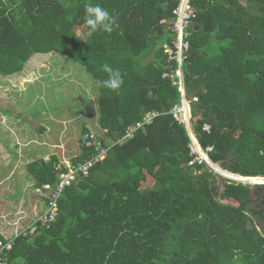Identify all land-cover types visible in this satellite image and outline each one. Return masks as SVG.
Here are the masks:
<instances>
[{"label": "trees", "instance_id": "trees-1", "mask_svg": "<svg viewBox=\"0 0 264 264\" xmlns=\"http://www.w3.org/2000/svg\"><path fill=\"white\" fill-rule=\"evenodd\" d=\"M89 2L109 10L117 26L85 43L76 27L85 31ZM189 5L194 16L182 73L187 99L197 97L190 101L191 130L202 148L212 146L208 156L222 170L262 177L264 0ZM177 6L178 0H0L1 74L20 72L35 54L53 62L59 53L97 85L107 79L104 64L123 78L117 91L97 86V124L84 122L69 162L91 160L96 140L104 157L63 190L49 229L14 239L7 253L13 264H264V184L190 164L187 129L169 114L180 92L162 73L177 62L166 61L161 46L176 36ZM152 111L160 115L124 138L128 125ZM64 163L51 154L25 168L35 187L53 184ZM10 235L1 231L0 240Z\"/></svg>", "mask_w": 264, "mask_h": 264}, {"label": "rangeland", "instance_id": "rangeland-1", "mask_svg": "<svg viewBox=\"0 0 264 264\" xmlns=\"http://www.w3.org/2000/svg\"><path fill=\"white\" fill-rule=\"evenodd\" d=\"M193 16L194 11L191 19ZM172 27L173 24L171 25V28ZM188 29L190 31V28ZM82 31L83 28L79 27L77 34L79 35ZM166 46L172 47L173 50L175 49L172 44H166ZM163 47L162 45L161 49ZM186 51H184V53ZM163 52L166 55V61L172 60V58L175 60L177 59L176 56L173 57L174 52L170 55L166 53V49L165 51L163 50ZM56 54L57 57L54 56L53 62H51L52 55L50 56V60L46 59L47 61H43L49 62L52 73H44V75L39 78V81L36 80L37 86L32 87L26 84L28 89L24 92L20 91L19 87L15 91L11 90L8 93V97L12 96L10 98V104L8 102L6 104H1L0 101V144H2L0 148V184L2 183L0 186V232L2 231L6 234H12L16 229L25 227V223L32 218V216H30L31 212L29 210L31 209L29 208L28 200L31 202L32 208H34L36 204L37 207L35 210H39L40 208V201L38 200V196L34 193L32 181L25 172L27 160L25 161L24 159V152L25 149L32 152V150H34L33 146L31 145L27 148H23L21 143H15L13 132L7 128L9 124L11 125V123L14 122V125L19 126L24 117L28 116L27 114L34 113L36 116L45 117L47 121L53 120L50 123L53 131H59L60 129L64 130L63 138H61L60 141L58 140V145L51 150L45 145L36 146L34 156H42L48 152L51 153L55 151L61 158L64 156L70 158L68 156L69 153L77 147V138L80 135L79 131L81 128L79 124L82 118L81 120L76 119L75 116L79 115L80 112L86 111L83 117L84 121L94 127L97 124L95 119L96 114H94L97 99V82L89 73L78 65V63L71 62L59 53ZM44 55L45 54H42L41 58L39 54L34 56H37L36 60L40 62ZM46 58L48 57L46 56ZM176 62H179V58ZM54 68H57L55 72L53 71ZM52 74L53 76H51ZM36 95L38 96L35 99L34 96ZM14 102L16 103L13 104ZM34 106L37 107L36 110H34ZM8 109L11 111L9 114L7 113ZM43 112L44 114H42ZM4 117L10 119L9 124L8 120L5 122L6 119ZM63 126H66V129H64ZM53 131L51 136L47 139V142H51L52 144L55 143ZM212 167V169L207 168L221 177L226 178L229 176L236 181L240 180L239 182L249 183L251 185L260 184V182L257 181L244 182L240 177L234 176L237 174L229 173L213 165ZM237 178H239V180H237ZM243 179L247 180L245 178ZM12 183H15L13 185L14 188H12ZM22 187L25 192L30 193L27 195V198L22 194V196H20ZM251 194L253 193L251 192ZM223 201L233 203L230 199H225ZM259 226H261V224H259ZM259 229H261V227Z\"/></svg>", "mask_w": 264, "mask_h": 264}, {"label": "built area", "instance_id": "built-area-1", "mask_svg": "<svg viewBox=\"0 0 264 264\" xmlns=\"http://www.w3.org/2000/svg\"><path fill=\"white\" fill-rule=\"evenodd\" d=\"M172 12L175 17L172 21L173 27L171 30L176 33V36L171 41V44L174 45L175 49L173 50L172 47H168L165 44L163 45V50L165 51L166 49V53L169 55L174 52L173 57L176 56L177 59L179 58V62H177V66H175V68L164 71L162 73V77L169 78L173 85H177L181 100L179 104H175L171 107L169 114L172 115L175 121L183 124L187 129L188 136L190 138L189 153L192 155V159L189 163H204L209 169L213 168L212 165L221 169L216 163H212L208 156V153L212 151V146L202 148L198 141L194 138L190 127V101H197V97H192L191 100H188L185 95L182 59L184 51H186L190 45L189 36L191 32L188 28H190V19L193 9L189 5V0H178V6ZM160 22L166 23L165 20H161ZM157 115H160V113L152 111L144 116L143 121L128 125L125 129L124 138H132L134 133L141 126L150 123ZM202 129L207 131L209 130V126L204 124ZM85 137H87V135H85ZM90 137L93 138V135ZM92 144L93 141H86L87 146H91ZM96 149L98 150V153L91 160L77 164L65 162V169L57 174V179L53 184L47 182L34 187V192L44 201V209L29 224L16 231L11 237L0 240V264H13L9 260L7 253L12 249L15 238L19 236H35L39 227L49 229L52 226L58 216V199L63 190L72 183H76L82 176L86 175L92 165L104 157L106 149L98 142V140H96Z\"/></svg>", "mask_w": 264, "mask_h": 264}, {"label": "crops", "instance_id": "crops-1", "mask_svg": "<svg viewBox=\"0 0 264 264\" xmlns=\"http://www.w3.org/2000/svg\"><path fill=\"white\" fill-rule=\"evenodd\" d=\"M79 30V27H76V34L77 31ZM78 35V34H77ZM79 36V35H78ZM36 55V54H35ZM37 56H32L28 59L27 62H25L23 69L20 72L17 73H12V74H7V75H3L0 73V101L1 104H6L7 102L10 104V98L12 97H8V93L13 90H17V88H20V91L24 92L28 89V87L26 86V84H29V86H37V81H39V78L44 75V73H52V71L50 70L51 65L49 64V62H39L38 60H36ZM59 69V68H58ZM57 70V68H54V72ZM53 76V74L51 75ZM3 87V88H1ZM23 96V95H21ZM38 95L35 96V98ZM16 102H14L13 104H15ZM36 106H34V110H36ZM9 110V109H8ZM7 110V113H11V111ZM86 111L80 112L79 115L75 116L76 119H80L82 118V121H80V126L82 127L84 124V113ZM44 114V112L42 113ZM94 114H95V110H94ZM28 116H25L22 123L19 126L14 125V122L10 123V119H6L5 117V122L8 120V124L9 126L7 127L9 130H11L13 132V137H15L14 142L18 143V144H22L23 148H27L28 146H33L32 152H30L29 150L25 149V161L27 160V162H29L30 160L36 159V158H43V159H48V157L51 154H56L55 151L51 152V153H47V154H43L42 156H38L35 155V149L36 146H40V145H45L48 147L49 150L55 148L56 145H58L57 143L58 140L60 141L61 138H63V131L64 130H59V131H53L52 127H51V121H47L45 119V117H39L36 116L35 113L34 114H27ZM5 116V115H3ZM55 122V121H54ZM86 123V122H85ZM78 126V127H80ZM87 126L90 127L91 125ZM86 126V127H87ZM94 127V126H92ZM64 129H66V126H63ZM81 130V128H80ZM53 131V136H54V140L55 143H51V142H47V139L51 136V133ZM7 143V142H6ZM2 147V144H0V148ZM29 151V153H28ZM76 152V149L71 150V153H69V157L72 156L73 153ZM61 161V164L63 162H69V158L64 157H60L58 154H56ZM26 162V163H27ZM26 172V171H25ZM27 173V172H26ZM30 177V176H29ZM31 179V178H30ZM19 182V181H18ZM2 184V183H1ZM0 184V186H1ZM15 183H12L11 185L13 186ZM19 184V183H18ZM14 188V186L12 187ZM23 189V190H22ZM14 190V189H13ZM12 190V191H13ZM20 196L24 195L25 198H27V195H29L30 193L25 192L24 188L22 187L20 190ZM22 194V195H21ZM40 208L39 210L35 208L37 207V204L34 208H32L31 206V202L28 200V204H29V208L31 210H29L30 216H32V219H34V217L38 214L41 213L43 206H44V202L43 200H40ZM35 217V218H36ZM31 219V220H32Z\"/></svg>", "mask_w": 264, "mask_h": 264}, {"label": "clouds", "instance_id": "clouds-1", "mask_svg": "<svg viewBox=\"0 0 264 264\" xmlns=\"http://www.w3.org/2000/svg\"><path fill=\"white\" fill-rule=\"evenodd\" d=\"M116 26H117L116 17L113 16L109 12V10H107L104 7H101L99 4H94V3L89 2V3L85 4V6H84V27H85V31H82L79 34V40L84 41L86 43L89 39H91L95 34H97L99 32H104V33H111V32H113L114 31V28ZM102 70L105 73L108 74L107 75V79L99 82L97 86L98 87H103V88L109 89L111 91H117V90H119L122 87V85H123V78H122L121 72L118 69H113L108 64H104L102 66ZM194 138H195V136H194ZM226 178L233 179V178H231L229 176H227ZM38 198L40 200H43L39 196H38ZM43 209H44V206H43ZM31 219L25 223V226L27 224H29L33 220V219L32 220ZM39 228H42V227H39ZM39 228H38V232H37L36 235L39 234ZM18 230H20V229H16L10 235V237L16 231H18ZM35 236H28L27 238H32V237H35ZM7 238H9V237H7Z\"/></svg>", "mask_w": 264, "mask_h": 264}, {"label": "water", "instance_id": "water-1", "mask_svg": "<svg viewBox=\"0 0 264 264\" xmlns=\"http://www.w3.org/2000/svg\"><path fill=\"white\" fill-rule=\"evenodd\" d=\"M188 129H189V126H188ZM234 176H238V177H240V178H246V179H249L248 181H250V182H255V181H253V180H251V179H255V178H264V176L263 177H242V176H240V175H234ZM237 180H239V178H237ZM240 181V180H239ZM244 182H245V180H244ZM261 184V183H260ZM263 184V183H262Z\"/></svg>", "mask_w": 264, "mask_h": 264}, {"label": "bare ground", "instance_id": "bare-ground-1", "mask_svg": "<svg viewBox=\"0 0 264 264\" xmlns=\"http://www.w3.org/2000/svg\"><path fill=\"white\" fill-rule=\"evenodd\" d=\"M224 172H226V171H224ZM230 173V172H229ZM228 173V174H229ZM235 177H238V176H235ZM241 179V178H240ZM241 180H243L244 181V179H241ZM249 179H247V180H245V181H248ZM251 180H253V181H257V182H259V181H264V179H251Z\"/></svg>", "mask_w": 264, "mask_h": 264}]
</instances>
